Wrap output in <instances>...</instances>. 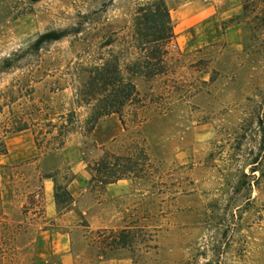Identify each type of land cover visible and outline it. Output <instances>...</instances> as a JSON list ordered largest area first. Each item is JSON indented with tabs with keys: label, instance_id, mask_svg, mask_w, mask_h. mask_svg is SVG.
Instances as JSON below:
<instances>
[{
	"label": "rangeland",
	"instance_id": "1",
	"mask_svg": "<svg viewBox=\"0 0 264 264\" xmlns=\"http://www.w3.org/2000/svg\"><path fill=\"white\" fill-rule=\"evenodd\" d=\"M156 1L0 0V264H264V0H160L164 61L134 75L153 58L135 18ZM50 32L65 37L34 51ZM103 75L132 80L148 119L90 131L92 108L75 110L52 158L47 126Z\"/></svg>",
	"mask_w": 264,
	"mask_h": 264
},
{
	"label": "trees",
	"instance_id": "2",
	"mask_svg": "<svg viewBox=\"0 0 264 264\" xmlns=\"http://www.w3.org/2000/svg\"><path fill=\"white\" fill-rule=\"evenodd\" d=\"M136 31L138 27L145 28L150 34L141 36L137 32L135 33L134 42L136 45H148L151 48L152 59L147 62L137 61L133 64V73L136 75L143 69L149 71L152 74L158 72L159 65L164 61L165 52L162 51L163 46L168 43L172 37V28L170 24V19L168 16V11L162 1H156L150 6L141 8L139 10V15L135 18ZM78 33L77 31L73 32ZM64 36L62 33L50 32L40 36L37 41L33 44L32 49L34 51H39L40 47L45 43H52L61 40ZM148 37L150 39L148 40ZM151 61H155L156 64H152ZM8 65V61L4 62ZM8 67V66H7ZM156 67V68H155ZM95 71H98L95 69ZM135 77V76H134ZM76 86H74V106L75 109L69 112L65 117H61L63 120L59 126H54L49 124L47 134L52 135L51 146V157L58 158L67 136L74 130V124L76 122L75 110L80 108H92V114L88 118L86 124L89 125V130L92 131L94 125L98 120L111 115L119 116L120 123L124 125V119L122 115L127 109H131L132 122L140 125L144 123L148 117L147 113L150 112V104L146 103L132 80L123 79L120 77L109 78L107 75L100 76L99 78L90 79L86 82L82 88L89 87L88 91L81 90V84L78 80L75 81ZM93 89H97L93 91ZM264 106V102H263ZM29 120L19 119L14 124H11L10 129L6 132L21 133L29 130L28 127ZM5 132V133H6ZM36 145L40 149L41 145L37 142ZM38 143V144H37ZM6 149L3 142H0V155H5ZM63 164V162H62ZM60 169V166L53 168L54 174ZM65 172L67 177H73L70 168L65 167ZM54 174L46 176L45 179H50L54 182V203L61 212L64 208H60L63 203L59 199V192L64 191L61 186L56 184ZM111 184V183H109Z\"/></svg>",
	"mask_w": 264,
	"mask_h": 264
},
{
	"label": "crops",
	"instance_id": "3",
	"mask_svg": "<svg viewBox=\"0 0 264 264\" xmlns=\"http://www.w3.org/2000/svg\"><path fill=\"white\" fill-rule=\"evenodd\" d=\"M46 181H45V183H46ZM79 181H80L79 177L74 178V180L70 183L69 187L77 184ZM69 187H68V189H69ZM126 189H127L126 186L119 184V182L106 186V192L112 197L121 195L122 193H124L126 191ZM49 200H50L49 199V191H46V202H47L46 203V211L48 213V216H51L54 213V206L53 205L51 206Z\"/></svg>",
	"mask_w": 264,
	"mask_h": 264
},
{
	"label": "water",
	"instance_id": "4",
	"mask_svg": "<svg viewBox=\"0 0 264 264\" xmlns=\"http://www.w3.org/2000/svg\"><path fill=\"white\" fill-rule=\"evenodd\" d=\"M33 1H37V0H33Z\"/></svg>",
	"mask_w": 264,
	"mask_h": 264
}]
</instances>
